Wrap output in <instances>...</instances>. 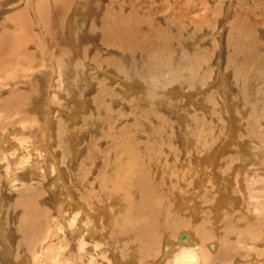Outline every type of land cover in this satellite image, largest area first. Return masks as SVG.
<instances>
[{
	"label": "rangeland",
	"instance_id": "obj_1",
	"mask_svg": "<svg viewBox=\"0 0 264 264\" xmlns=\"http://www.w3.org/2000/svg\"><path fill=\"white\" fill-rule=\"evenodd\" d=\"M48 1L56 7L47 25L50 34L36 11L41 5L39 2ZM89 1L91 5H98L100 13L109 14L107 21L114 25L142 20L152 27L169 29L172 34L165 38L164 55L175 65L159 66L153 48L152 54L144 58V63L151 64L152 68H143L141 73L139 66L131 69L136 60H142L140 57L132 60L130 55H122L116 49L98 48V43L89 37L88 30L99 27L97 21L92 24ZM84 13L87 19L83 25ZM19 15L24 19L18 20ZM17 20L25 29L22 35L31 57L28 62L20 60L18 65L14 57L10 72H0V101L11 90L18 91L10 117L0 112V264H16L24 258L27 264H123L131 258L135 264H167L160 258L166 252L164 248L170 242L177 247V243H183L179 241L180 236L187 233L194 235L201 247L198 264H249L254 256L250 264H264V242L255 240L256 234L264 239V117L260 115V109L264 110V84L254 86L251 74L245 73L243 78L242 71L235 81L236 74L229 66L234 45H246L247 37L242 32L252 34L254 42L262 46L257 53L264 54V0H0V34L3 27L8 32L12 30L10 35L15 36L12 26ZM177 40L183 45L177 46ZM51 44L52 48L71 50V57L63 59L64 56L54 54L57 61L53 60L52 64L51 52L46 47ZM85 49L91 54L79 58ZM195 56L199 59L198 65L192 68L187 58L191 60ZM72 58L79 62L71 64ZM109 60L124 64L122 77L128 84L126 87L102 71L104 66L105 70L117 73L120 65L110 64ZM237 60L234 64H242V59ZM63 68L66 74L62 79L59 76L64 74ZM13 72L19 74L15 80L7 81V73ZM161 120L171 123L176 134L170 144L173 150L167 146L158 152L154 149L158 157L161 154L166 160L154 166L157 172L154 170L150 177L156 181L141 174L144 183L140 186L136 178L133 183L122 182L123 171L119 180L120 173L117 177L113 175V182L106 181L111 177L107 162L112 155H117L107 141H114L107 138L109 131L115 134L120 129L129 137L134 132L136 136L150 135L148 132L153 128L151 132L156 134ZM164 130L167 133L168 126ZM164 130L159 132L163 135L159 141L164 139ZM197 138L204 139L197 141ZM186 140L190 141V156L196 157L193 154L196 141L211 151L213 163L209 156L205 157L207 154L200 153L204 147H196L199 157H203L200 161L189 160L186 157L189 150L184 148ZM145 144L147 140L142 146ZM142 146L141 150L145 151ZM204 160L215 168L212 170L210 163L204 166ZM124 172L125 177L132 174ZM203 173L210 178L204 179L198 188ZM214 174L218 176V184L213 180ZM134 176L138 174L135 172ZM141 186L150 192L148 201H152L156 213L170 207L169 218L166 212L165 216L155 219L151 207L149 217L141 216L139 205L145 197L136 191L137 187L143 189ZM219 188L224 189L226 198L228 195L236 200L227 201L228 205H224L226 200L218 202L223 205L218 211L214 205L221 198ZM20 197L34 198L40 210L39 238L33 239L30 248L21 243L24 236L20 230L26 225H18L22 209L14 206ZM128 199L133 202L130 204ZM78 230L83 231L80 235L74 234ZM141 249L142 252L146 249L144 254Z\"/></svg>",
	"mask_w": 264,
	"mask_h": 264
},
{
	"label": "bare ground",
	"instance_id": "obj_2",
	"mask_svg": "<svg viewBox=\"0 0 264 264\" xmlns=\"http://www.w3.org/2000/svg\"><path fill=\"white\" fill-rule=\"evenodd\" d=\"M88 3V6L87 7H90L89 8V10H91L92 11V16L93 17H91L92 18V20H93V23L92 24H94V21H97L99 24V27H92L90 30H88L89 31V37H90V39L94 42H97L98 43V48H100L101 50H103V49H112V50H118L119 51V53L120 54H127V55H130V57H132L133 59L132 60H136V57L138 56V57H140L142 60H140V61H137L136 60V64L135 63H133V64H135V65H131V69H133V68H137L138 66H139V69H140V71H141V73L142 72H144V71H142L143 70V68H148V66H151V68H152V65L151 64H149L148 66H147V64H145L144 63V58L145 57H147L148 58V55L149 54H152L151 53V50L153 49V48H155V50H156V52H155V54H157V57H156V60H157V62H159L158 64H159V66H164V64L165 65H168V66H173V65H175V63L173 64L172 63V61H170L169 60V57H168V59H166L165 58V55H164V49H165V46H164V42H165V38H168V36H169V34H172L171 32H169V29H164V30H162L160 27H157V28H155V27H152L149 23H145V22H143L142 20L141 21H139V22H137V21H135V22H132V23H128V24H126V25H124V24H120V25H114V23L113 22H108L107 20H108V15H106V13H100L99 11H101V10H99L98 11V5H91L90 4V1L89 2H87ZM38 4H41V5H39L38 7H37V13H38V15H39V17L41 18V20H42V24H43V26H44V28H45V30H46V32L47 33H49L50 31H49V27H47V25H48V22H50V20L52 19V17H51V15H52V12H53V10L54 9H56V7L54 6V3L53 2H46V3H44V4H42V2H39ZM87 5V4H86ZM85 11V10H84ZM120 14V13H119ZM111 18V17H110ZM113 18V17H112ZM24 19V17H22L21 15H19V18H18V20H23ZM47 19H49V20H47ZM86 19H87V13H84V15H83V17H82V19H81V21H82V24H83V22L84 21H86ZM18 20L13 24V28H15L14 29V31H15V36H12V35H10V33L12 32V30L10 31V32H8L7 30H5V28H3L2 27V29H3V31L1 32V34H0V72H10V68H11V65H13V62H12V58H14L15 57V61H18V62H16V64L18 65L19 64V62H20V60H23V61H27V59H28V57L30 56V54H31V52H28V50L27 49H25L26 47H25V42H27V41H25L24 39H25V37L22 35V32L23 31H25V29L23 28V25L21 24L20 25V23H18ZM113 21V20H112ZM147 22H150V21H147ZM85 23V22H84ZM82 24H80V25H82ZM28 25V24H27ZM84 25V24H83ZM95 25H97V24H95ZM150 26V27H149ZM26 28H27V26H25ZM83 27V26H82ZM23 28V29H22ZM43 28V29H44ZM80 29V28H79ZM89 29V28H88ZM20 31V32H19ZM175 31H176V29H175ZM238 31V30H237ZM78 33L79 32H77V35H75L74 34V38H75V41H77V39H78ZM250 33V32H249ZM13 34V33H12ZM50 34V33H49ZM86 34H88V33H86ZM175 34H176V32H175ZM174 34V35H175ZM242 35H243V37H247V42H246V45L245 46H236V45H234V56L232 57V61H229V66H230V68L232 69V71L234 72V74H236L235 75V81H236V77H237V75H238V73H240V71H242L243 72V75H241V76H243V78L245 77V73L248 75V73L249 74H251V77H252V83H253V85L254 86H256V87H258V85L261 87V85H263L264 84V54H261V55H259V53H257L258 51H257V49H258V47H262L261 45H259V44H256L255 42H254V39H252V37H251V35L252 34H249L248 35V33H244V32H242ZM242 35H240V37H242ZM246 35H248V36H246ZM174 36H172V38H173ZM45 38V37H44ZM245 39V38H244ZM167 40V39H166ZM51 41V40H50ZM74 43V42H73ZM77 43V42H76ZM76 43H74V44H76ZM83 43V42H82ZM176 45L177 46H182L183 44L182 43H179V41L177 40V43H176ZM95 46V45H94ZM46 47L48 48V50L51 52L50 54V61H51V63L53 64V60H56L57 61V58H55V55L54 54H56V55H59V56H64L63 57V59H65L66 58V56H68V57H71V53H70V51L71 50H69V49H65V48H60V50H59V46L58 47H54V48H52L53 47V45L51 44V46H47L46 45ZM64 47V46H63ZM82 47V46H81ZM167 47V46H166ZM263 49V48H262ZM56 50V51H55ZM261 50V49H260ZM52 51H54L55 53H53ZM79 51V50H78ZM111 51V50H110ZM259 52H261V51H259ZM53 53V54H52ZM90 52H89V50L88 49H85V51H84V54H85V56H84V54L83 53H81L80 54V57L79 58H84V57H86L87 56V54H89ZM263 53V52H262ZM91 54V53H90ZM17 55H19V56H17ZM203 55V54H202ZM202 55H201V58H202ZM17 57V58H16ZM31 57V56H30ZM30 57H29V59H30ZM89 57H90V55H89ZM166 57H167V55H166ZM197 57H199V56H197ZM153 58V57H152ZM62 59V60H63ZM92 59V58H91ZM94 59V58H93ZM237 59H242L243 61H241L242 62V64H234L235 63V61L237 60ZM88 60V59H87ZM147 60V59H146ZM155 60V61H156ZM187 60H188V62H189V64H190V66L192 67V68H196L197 67V65H198V60H196V56H195V59H188L187 58ZM22 61V62H23ZM67 61H70V59H68ZM89 61V60H88ZM107 61V60H106ZM238 61V60H237ZM28 62V61H27ZM30 62H31V60H30ZM79 62V60L77 59H74L73 60V58H72V60L70 61V63L71 64H77ZM84 62V61H83ZM230 62H232V63H230ZM21 63V62H20ZM31 63H33V62H31ZM57 63V62H56ZM55 63V64H56ZM81 63H82V61H81ZM109 63L110 64H117L119 67H118V71H117V73L116 72H111V70H105V68H104V66H102L103 68V72L105 73V75H106V73L107 74H109V76H112L111 78L113 79V80H115V82H117V81H119V83H121V85H123V87H126L128 84L124 81V78L122 77V75H124V70H125V66H123L122 64H118L115 60L114 61H112V60H109ZM237 63V62H236ZM137 64H139V65H137ZM157 64V65H158ZM188 64V65H189ZM79 65V64H78ZM84 65H86V64H84ZM94 65V64H93ZM137 65V66H136ZM60 65H58L57 64V70H58V72L60 73V67H59ZM83 66V65H82ZM121 66H123V67H121ZM177 66V65H176ZM77 68L79 67V66H76ZM86 67H87V65H86ZM84 68V69H87V68ZM200 67V66H199ZM89 68H93V67H89ZM96 68H97V66H96ZM96 68H94L95 69V71H96ZM39 69V68H38ZM169 69V68H168ZM55 70V68H54V66H53V68H52V72ZM63 70H64V74L62 75V71H61V75L62 76H59L60 78H64V75L66 74V69H64L63 68ZM82 70V69H81ZM88 70H90V69H88ZM105 70V71H104ZM146 70V69H145ZM76 71H78V70H76ZM75 71V72H76ZM94 71V70H93ZM100 71V69H98L97 70V75H98V72ZM100 72L101 74H103V72ZM179 71V70H178ZM51 72V73H52ZM109 72V73H108ZM241 72V73H242ZM70 73V71H68L67 70V74H69ZM83 73L85 74V71L83 70ZM99 73V74H100ZM8 75H6L7 77H5V79L7 80V81H12L13 79L15 80V78L17 77V75L16 74H19V73H15V72H13V73H7ZM87 74V73H86ZM93 74H95V73H93ZM100 74V75H101ZM114 74V75H113ZM73 75H76V74H73ZM104 75V74H103ZM1 76V75H0ZM239 76H240V74H239ZM250 76V75H249ZM248 76V77H249ZM52 77V76H51ZM81 77V76H80ZM83 77V76H82ZM82 77H81V79H82ZM225 77V76H224ZM223 77V75H222V78H223V80L225 81L226 79ZM74 78V77H73ZM96 78V77H95ZM108 78V77H107ZM139 78V77H138ZM72 79V78H71ZM80 79V78H79ZM81 79H80V82H81ZM84 79V78H83ZM86 79H87V76H86ZM90 79V78H89ZM112 79H111V81L110 82H112ZM17 80V79H16ZM73 80V79H72ZM85 80V79H84ZM106 80V79H105ZM110 80V79H109ZM108 80V81H109ZM117 80V81H116ZM238 80V79H237ZM250 80V79H249ZM75 81H77V79L75 80ZM74 81V82H75ZM79 81V80H78ZM108 81H107V83H108ZM136 81H138V80H133V82H136ZM1 82V81H0ZM69 82V81H68ZM115 82H112V83H114L115 84ZM226 82V81H225ZM224 82V83H225ZM85 83V82H84ZM118 83V84H119ZM246 82H245V80H244V84H245ZM2 84V83H1ZM127 84V85H126ZM139 84V83H138ZM226 84V83H225ZM236 85H238L237 83H235ZM12 85H13V83H12ZM136 85V84H135ZM246 85H247V83H246ZM249 85V84H248ZM2 86V85H1ZM0 86V91H1V89H2V87ZM85 86V85H84ZM115 86V85H114ZM264 86V85H263ZM76 87V86H75ZM130 87H131V85H130ZM177 88V87H176ZM257 89V88H256ZM33 90V89H32ZM31 90V91H32ZM127 90V89H126ZM179 90V89H178ZM259 90V89H258ZM12 92H10V95L7 97V98H5V99H3V97H2V101H0V112L1 113H3V115H5L6 116V118H8V117H10V113L12 114V112H11V105H12V103H13V101H15V102H17L16 100H13V98L14 99H17L16 98V96L18 95V91L15 89H13V90H11ZM30 91V90H29ZM260 91H261V89H260ZM14 92H16L15 94H14ZM82 92V91H81ZM7 93V92H6ZM22 93V92H21ZM32 93V92H31ZM125 93H126V91H125ZM28 94V93H27ZM136 94V93H135ZM125 95V94H124ZM258 95V94H257ZM260 95V94H259ZM23 98V97H22ZM27 99V98H26ZM1 100V99H0ZM78 100V99H77ZM22 101H23V99H22ZM21 101V102H22ZM261 101V100H260ZM24 102V101H23ZM234 102V101H233ZM19 104H20V102H18ZM14 104H16V103H14ZM14 104H13V106H14ZM221 104V103H220ZM219 104V105H220ZM23 105H25V104H23ZM207 105V104H206ZM17 106H19V105H17ZM16 105H15V107H17ZM252 106V105H251ZM15 107L13 108V109H15ZM70 107V106H69ZM102 107V106H101ZM51 108V107H50ZM218 108H220V107H218ZM20 109V108H19ZM99 109V108H98ZM205 109H207V106H206V108ZM254 109V108H253ZM69 110V109H68ZM209 110H211V109H209ZM16 111V110H15ZM84 111V110H83ZM256 111V110H255ZM18 112V111H17ZM16 112V113H17ZM100 112H102V111H100ZM96 113H98V112H96ZM103 113V112H102ZM211 113H212V111H211ZM210 113V114H211ZM253 114V113H252ZM254 114L255 115H258V112H257V114L254 112ZM253 114V115H254ZM14 115V114H13ZM22 115V114H21ZM71 115V114H70ZM98 115V114H97ZM101 115V117L103 116V117H105L104 115H102V114H100ZM260 115L262 116V117H264V110H261L260 109ZM23 117V116H22ZM26 117V116H25ZM76 117V116H75ZM144 117V116H143ZM213 117V116H212ZM257 117V116H256ZM103 119V118H102ZM264 119V118H263ZM36 120V119H35ZM99 120H100V117H99ZM104 120V119H103ZM149 120V119H148ZM235 120V119H234ZM253 120V119H252ZM260 120V119H259ZM121 121V120H120ZM56 122V121H55ZM146 122V121H145ZM106 123V122H105ZM108 123V122H107ZM123 123V122H122ZM137 123V122H136ZM151 123V122H150ZM149 123V124H150ZM128 124V123H127ZM131 124V123H130ZM141 125V124H140ZM147 125V124H146ZM145 125V126H146ZM151 125V124H150ZM149 125V126H150ZM160 125V126H159ZM158 126V133H156V134H153V132H151V131H153L152 129L150 130V132H148V134H150V135H146V134H144V135H138V136H136L135 135V132H134V134H132V135H129V137H126V136H124V134L122 133L123 132V130H118L117 132H115V134L113 133V132H111V131H109V133H111V134H108V136H113V138L112 137H108L107 136V138H109V139H111V140H114L113 142L112 141H109V140H107L106 138H104L105 140H107L108 141V143L109 144H112V145H110L112 148L111 149H114V150H116V153H117V155H115V156H109L110 157V161L109 162H107V164H110V167H108L107 165H106V167L108 168L107 169V172L109 173V172H111V174H110V176L111 177H108V179H106V181H108L109 179L110 180H112L111 178L113 177V175H116V174H118L119 175V173H120V175H119V177H117V175L115 176V177H117L118 178V180L120 179V176H121V172L122 173H124L125 175H126V173L124 172V171H129L130 173H132L131 174V176H130V174H128L129 176V178L128 177H125V175L123 176V174H122V178L120 179V181H127L128 182V180H131V183H133V180L135 179L136 180V182L138 181L139 183H138V185L140 186V183H144L143 182V177L141 176V174L142 175H145V176H147L148 178H151L150 176H152L151 175V173L155 170V168H154V166H156V167H158L157 165H160V164H163V162H161L163 159H162V156H161V154H160V156L158 157V155L156 154V152H158V149L159 150H163L164 149V147L165 146H167L169 149H174L173 148V146H171L170 144H171V142H172V139H173V136H175V134L173 133V132H175L174 131V129H172V124L171 123H168V121H166V120H161V124H159ZM212 125V124H211ZM240 125V124H239ZM239 125H238V127H239ZM107 126V125H106ZM153 126H154V124H153ZM156 126L157 125H155V130L157 129L156 128ZM165 126H168V129L169 130H167L168 132L166 133V131L164 130V128H165ZM241 126V125H240ZM49 127V126H48ZM110 127V126H109ZM151 127H152V125H151ZM122 128V127H121ZM128 128V127H127ZM138 128V127H137ZM148 128V127H147ZM232 128V127H231ZM44 129V128H43ZM49 129L51 130V128L49 127ZM113 129V128H112ZM124 129V128H123ZM129 129V128H128ZM191 129V128H190ZM235 129V128H234ZM65 130V129H64ZM149 129H147V131H148ZM165 131V135H164V139L166 138V140H162V141H159V139H160V137L161 136H163L161 133L159 134V132L160 131ZM233 130V129H232ZM240 130V129H239ZM48 132H49V130H48ZM52 132V131H51ZM66 132V131H65ZM64 131H63V133H65ZM141 132V131H140ZM142 132H143V130H142ZM44 133V132H43ZM45 133H47V132H45ZM60 134L59 135H62V132H59ZM69 133V132H68ZM146 133V132H145ZM163 133V132H162ZM187 133V132H186ZM136 134H138V133H136ZM141 134V133H140ZM203 134V133H202ZM45 134H43V136H44ZM50 135V134H49ZM247 135V134H246ZM42 136V135H41ZM49 137V136H48ZM61 137V136H60ZM68 137V136H67ZM158 137V138H157ZM61 139V138H60ZM142 139H143V141H142ZM202 139V138H201ZM201 139H198L197 138V141L199 140H201ZM204 139V138H203ZM202 139V140H203ZM63 140V139H62ZM101 140V139H100ZM144 140H147V143L148 144H145L144 145V147L142 146L143 145V143H144ZM230 141V140H229ZM39 142V141H38ZM117 142H119V143H121V144H117ZM98 143H99V140H98ZM236 143V142H235ZM42 144V142H40V145ZM47 144V143H46ZM97 144V143H96ZM108 144V145H109ZM194 144V146L193 147H195V149L193 150V154H195L196 155V157L194 156V157H192V156H190V150H189V148H190V141L189 140H186L185 141V147L184 148H186L187 147V150H189V151H187L185 154H186V157H188L189 158V160H196V161H200L203 157H199V154L202 152L204 155L205 154H207L205 157H207V159H208V156L210 155V150H206L205 149V144L201 147V145H200V143H198V142H194L193 143ZM238 144V143H237ZM36 145H37V148H39L38 147V144L36 143ZM73 145V144H72ZM43 146V145H42ZM141 146L143 147V148H145V151L144 150H141ZM241 146V145H240ZM73 147V146H72ZM94 147V146H93ZM196 147L197 148H199V149H201V148H203L202 149V151H200V153L198 154V150H196ZM201 147V148H200ZM46 148V147H45ZM107 148V147H106ZM110 148V147H109ZM108 148V149H109ZM242 148V147H241ZM96 149H98V148H96ZM154 149H157V151L155 152V150ZM217 149V148H216ZM41 150V149H40ZM46 150V149H45ZM92 150V149H91ZM99 150V149H98ZM165 150V149H164ZM212 150H215V149H212ZM243 150V149H242ZM196 151H197V154H196ZM39 152V151H38ZM105 152V151H104ZM160 152V151H159ZM215 152V151H214ZM97 153V152H96ZM112 153V152H111ZM33 154V153H32ZM192 154V155H193ZM216 154V153H215ZM184 155V154H183ZM35 156V155H34ZM37 156V155H36ZM46 156V155H45ZM95 156V155H94ZM213 158L215 157L214 156V153H213ZM234 156V155H233ZM107 157H108V155H107ZM117 157V158H116ZM183 157V156H182ZM210 158H209V161L212 159L211 158V156H209ZM101 158H102V156H101ZM126 158H127V161H126ZM139 158H141L142 160H140ZM52 160H53V158H51ZM117 159V160H116ZM185 159H187V158H185ZM250 159L252 160V156L250 157ZM159 160V161H158ZM216 160V159H215ZM243 160H247L246 158H243ZM250 160V161H251ZM164 162H166V160L164 159L163 160ZM235 161H237V160H235ZM101 162V161H100ZM161 162V163H160ZM185 162H187V161H184L183 163L186 165V163ZM194 162V161H193ZM210 162H212V161H210ZM210 162H208L207 163V160H204L203 161V165L204 164H208V166H209V163ZM54 163V162H53ZM106 163V162H105ZM202 162H200V164H201ZM213 163V162H212ZM223 163V162H222ZM241 164H242V162H240ZM128 164V165H127ZM130 164H133V165H131L132 166V168L130 167L129 168V165ZM190 164H192V163H190ZM221 164V163H220ZM71 165V164H70ZM105 165V164H104ZM195 165V164H194ZM214 165H217V167L219 166L218 164H215L214 163ZM163 166V165H162ZM184 166V165H183ZM200 166V165H199ZM204 166H207V165H204ZM210 167H211V169L213 170V168H215V166L213 167V165L210 163ZM157 169H159V168H157ZM212 170H211V172H212ZM55 171V170H54ZM156 172H157V170H155ZM221 171V170H220ZM104 172V171H103ZM106 172V173H107ZM128 172V173H129ZM136 172L137 174H138V177H136V176H134V173ZM230 172V171H229ZM254 172V171H253ZM105 173V172H104ZM214 172H212V174H213ZM252 173V172H251ZM55 174V173H54ZM57 174H59V173H57ZM140 174V175H139ZM56 175V174H55ZM105 176H106V174H104ZM205 175V173H203L202 174V177H201V180L198 182V188H200V186H201V182H203V181H205L204 179H206V178H210V177H206V175ZM215 176L213 177V180H216V184H218L219 183V181L217 180L218 179V176L216 175V174H214ZM253 175H255V174H253ZM109 176V175H108ZM127 176V175H126ZM224 176V175H223ZM239 176V175H238ZM153 179V177L151 178V180ZM158 179V178H157ZM223 179H225L226 181L228 180L227 179V177H223ZM124 181V182H125ZM145 181H146V178H145ZM148 181H150V179L148 180ZM153 181H156L155 180V177H154V179H153ZM110 182V181H109ZM111 182H113V180L111 181ZM130 182V181H129ZM128 182V183H129ZM230 182V181H229ZM127 183V184H128ZM137 184V183H136ZM133 186V185H132ZM226 186V185H225ZM104 187V186H103ZM152 187H155V185L153 186L152 185ZM158 187V186H157ZM138 188V190H136V189H134V191L136 190V191H139L140 193H142V197H145L144 198V201L141 203V205H139L140 206V208H139V213H141V216H145V217H149V215H150V211L148 210V209H150V207H151V209L153 208L152 207V201H148V195H150V192L148 191V189L147 188H143L142 186H141V188H143V189H140V187H137ZM156 188V187H155ZM172 188V187H171ZM170 188V189H171ZM169 189V190H170ZM226 189V188H225ZM240 189V188H239ZM152 190H153V188H152ZM200 190V189H199ZM65 191V190H64ZM154 191V190H153ZM171 191V190H170ZM219 191L221 192L220 194H221V198L219 199V200H217V202L215 203V205H214V207L216 208V210L218 209V211H219V209H220V207H222L223 205H219V204H217L218 202H220V201H224V200H226V201H224L225 203H224V205H228V203L229 202H227V201H232V203L236 200H234V198H230L228 195H227V197L228 198H226V195H225V192H224V189H222V188H219ZM226 191V190H225ZM125 192V191H124ZM243 192V191H242ZM122 193V192H121ZM156 193V192H155ZM158 194V193H157ZM229 194V193H228ZM124 195V194H123ZM181 195V194H180ZM183 195V194H182ZM69 196V195H68ZM126 195H124V197H125ZM128 196H130V195H128ZM127 196V197H128ZM225 196V197H224ZM259 196V195H258ZM135 197V196H134ZM224 197V198H223ZM184 198V197H183ZM193 198V197H192ZM240 198V197H239ZM130 199V198H129ZM128 199V201L130 202V204L133 202H131V200H129ZM179 199V198H178ZM166 200V199H165ZM181 200H182V198H181ZM184 200V199H183ZM188 200V199H187ZM234 200V201H233ZM240 200V199H239ZM244 200V199H243ZM159 201V200H158ZM216 201V200H215ZM249 202H250V200H248ZM262 201V200H261ZM64 202V201H63ZM75 202V201H74ZM144 202H149L147 205H145V203ZM167 202V201H166ZM243 201L241 200V203H242ZM3 203V202H2ZM100 203V202H99ZM36 202H35V200H34V198H29V199H27L26 197L25 198H22V197H20L19 199H18V202L16 201V203L14 204V206H15V208H21L22 209V211H21V216H19L18 217V219H19V222H18V225H23V226H25L26 225V227H24V229H23V227H21L22 228V230H20V232H22V234H23V239H24V241H21V243H23L24 244V246H27V247H32L31 246V243L33 242V239L35 238H39L38 236H39V234H40V229H39V223H38V215L40 216V210H38V207L36 206ZM75 204H77V203H75ZM83 204V203H82ZM88 204V203H87ZM135 204V203H134ZM163 204V203H162ZM164 204H165V202H164ZM168 204V203H167ZM240 205V204H239ZM242 205V204H241ZM244 205V204H243ZM257 206L259 205V204H256ZM263 205V203L261 202L260 203V206H262ZM80 207L82 206V205H79ZM86 206V205H85ZM162 207H163V205H161ZM165 206V205H164ZM237 206V205H236ZM12 208H14L13 207V205L11 206ZM87 207V206H86ZM218 207V208H217ZM165 208H166V206H165ZM263 208V207H262ZM193 209L195 210L196 209V206L194 205L193 206ZM260 209V208H259ZM0 210H2V207H1V203H0ZM79 210V209H78ZM153 210V209H152ZM157 210V209H156ZM263 210V209H262ZM83 211V210H82ZM130 211V210H129ZM251 211V210H250ZM257 211V210H256ZM260 211V210H259ZM87 212V211H86ZM153 214V217L156 219V218H160L161 216H165V214H166V212H168L167 214H166V216H168V215H170L171 213H172V210L170 209V207H169V209L167 210V208H166V210H164V209H161L159 212H157L156 213V211H151ZM79 213L80 212H77V214L79 215ZM82 213V212H81ZM80 213V215L81 216H83V213L81 214ZM136 213H137V210H136ZM193 213V212H192ZM252 212H250V214H251ZM37 214V215H36ZM86 214V213H85ZM127 214V213H126ZM138 214V213H137ZM147 215V216H146ZM37 217V218H36ZM152 217V216H151ZM250 217V216H249ZM87 218V217H86ZM128 218V217H127ZM168 218H169V216H168ZM77 219V218H76ZM79 219V218H78ZM96 219V218H95ZM77 222V220L76 221H73V223H76ZM79 223V222H78ZM78 223H77V225H78ZM84 224H86V223H84ZM15 226V225H14ZM86 226V225H85ZM88 226H90L89 224H88ZM140 226V225H139ZM17 227V226H16ZM14 228V227H13ZM89 228V227H88ZM79 229H81V227L79 228ZM90 229V228H89ZM18 230V229H17ZM83 230H84V228H83ZM83 230H81V231H83ZM80 230H78V231H76L74 234H76V235H80L82 232H81ZM88 231V230H87ZM96 231V230H95ZM94 231V232H95ZM57 232H58V230H57ZM85 232V231H84ZM89 232V231H88ZM131 232V231H130ZM202 232V231H201ZM19 233V232H18ZM90 233V232H89ZM96 233V232H95ZM204 233V232H203ZM21 234V235H22ZM55 234H57V233H55ZM54 234V235H55ZM192 234V233H191ZM59 235V234H58ZM85 235H88V234H86V232H85ZM91 235H95L96 236V234H91ZM237 235V234H236ZM238 235H239V233H238ZM244 235V234H243ZM253 235H254V233H253ZM98 236V235H97ZM141 236L143 237V235L141 234ZM145 236V235H144ZM240 236V235H239ZM241 236H242V234H241ZM248 236H250L249 234H248ZM262 235L260 234H256V237H255V240L256 241H258V242H264L263 240V237H261ZM78 237V236H77ZM105 237V236H104ZM141 237V238H142ZM154 237V236H153ZM237 237V236H236ZM243 237H245V236H243ZM260 237V238H259ZM80 238V237H79ZM82 238V237H81ZM133 238H135V237H133ZM179 238V237H178ZM246 238V237H245ZM249 238V237H248ZM132 239V238H131ZM146 239V238H145ZM148 239V238H147ZM203 239V238H202ZM241 239V238H240ZM239 238H238V240H237V242L238 243H240V240ZM4 240V239H3ZM15 240V239H14ZM129 240H130V238H129ZM196 238L194 237V235H190V234H185V235H183V238H179V241L180 242H183V243H177V244H179V245H177V247H173L174 245V243L172 244L171 242L170 243H168L167 245H166V248H164V251H166L164 254L162 253V255H161V257L160 258H162L163 260L165 259L166 261H167V264H198V252H200V246L196 243ZM250 240H253V237H250ZM262 240V241H261ZM123 241V240H122ZM125 241V240H124ZM131 241V240H130ZM135 241H137L136 240V238H135ZM134 241V242H135ZM141 241V240H140ZM62 242V241H61ZM154 242V241H153ZM224 242V241H223ZM8 243H9V241H8ZM43 243V242H42ZM143 243V242H142ZM149 242H147V244H148ZM7 244V243H6ZM200 244V243H199ZM237 244V243H236ZM33 245V244H32ZM34 245H35V242H34ZM218 245V244H217ZM242 245V244H241ZM142 246V245H141ZM148 246V245H147ZM146 246V247H147ZM154 246V245H153ZM219 246V245H218ZM19 247V246H18ZM149 247H152L151 245L149 246ZM155 247V246H154ZM164 247V246H163ZM214 247V246H213ZM231 247V246H230ZM251 247V246H250ZM11 248V247H10ZM156 248V247H155ZM13 249V248H12ZM157 249V248H156ZM156 249H154V251L156 250ZM205 249V248H204ZM153 250V249H152ZM162 250V249H161ZM8 251V250H7ZM141 252H142V249L140 250ZM144 251H146V249H143V254H144ZM226 251V250H225ZM224 251V252H225ZM240 251V250H239ZM9 252V251H8ZM10 252H12L11 251V249H10ZM157 252V251H156ZM204 252V251H203ZM222 252V251H221ZM110 253V252H109ZM201 253V252H200ZM223 253V252H222ZM57 254V253H56ZM216 254H218V253H216ZM253 254V253H252ZM263 254V253H262ZM9 255H10V253H9ZM53 255V254H52ZM55 255V254H54ZM110 255V254H109ZM221 255V254H220ZM249 256L251 257V252H249ZM252 256H254V255H252ZM54 257V256H53ZM111 257H112V254H111ZM255 257V256H254ZM254 257H252L251 258V262L250 263H252V259H254ZM27 258V257H26ZM60 258V257H59ZM228 258V257H227ZM239 258V257H238ZM22 259V258H21ZM129 259V258H128ZM52 260H54V261H56L55 259H52ZM57 260H58V258H57ZM127 260V259H126ZM16 261V260H15ZM43 261V260H42ZM228 261H229V259H228ZM17 263L16 264H27V259H23V260H21L20 261V259H19V261L17 260L16 261ZM52 262V261H51ZM58 262V261H57ZM62 262V261H61ZM109 262V261H108ZM134 262H136L133 258H131L129 261H125V263H123V264H135ZM245 262V261H244ZM59 263V262H58ZM249 263V264H250ZM15 264V263H14ZM32 264V263H31ZM61 264V263H60ZM83 264V263H82ZM86 264V263H85ZM166 264V263H165ZM225 264V263H224ZM255 264V263H254Z\"/></svg>",
	"mask_w": 264,
	"mask_h": 264
},
{
	"label": "water",
	"instance_id": "obj_3",
	"mask_svg": "<svg viewBox=\"0 0 264 264\" xmlns=\"http://www.w3.org/2000/svg\"><path fill=\"white\" fill-rule=\"evenodd\" d=\"M180 238H183V234L180 236Z\"/></svg>",
	"mask_w": 264,
	"mask_h": 264
}]
</instances>
